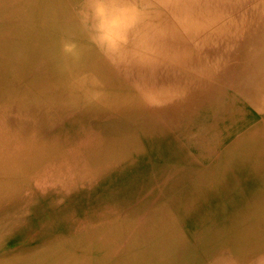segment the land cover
<instances>
[{
  "label": "bare ground",
  "instance_id": "bare-ground-1",
  "mask_svg": "<svg viewBox=\"0 0 264 264\" xmlns=\"http://www.w3.org/2000/svg\"><path fill=\"white\" fill-rule=\"evenodd\" d=\"M0 264H264V0H0Z\"/></svg>",
  "mask_w": 264,
  "mask_h": 264
},
{
  "label": "rangeland",
  "instance_id": "rangeland-1",
  "mask_svg": "<svg viewBox=\"0 0 264 264\" xmlns=\"http://www.w3.org/2000/svg\"><path fill=\"white\" fill-rule=\"evenodd\" d=\"M53 112H54L53 114L55 115V112H57V114H59L58 112H60V111L55 109V110H53ZM61 112H64V109ZM224 125H227V124L224 122ZM60 127L65 128L66 135H65L63 142L66 143L67 145L74 143L76 141V139L79 138V136H82V131H81V128L79 125H67V123L65 124L64 122H62L60 125H55V130L59 129ZM217 127L218 126H215V128H217ZM128 134H130V133H128ZM137 134L138 133L136 131H134L132 134V137L137 138L135 141H132L134 149H137L139 151V153H141L140 155H145V156H148V155L153 156L154 155V157H156V159H159L160 161H162L163 160V154H164V152L167 151V149L165 151V148L167 145L166 141L163 142V141L157 139V136H147L144 134L143 135L142 134L137 135ZM236 136H237V134H234V130H233L230 135H228V134L223 135L222 138L226 137L227 138L226 142H232L236 138ZM161 145L163 146V148H161ZM202 162L205 163V165H209V166L214 163V161L211 159H207V160L202 161ZM178 166H179V164H178V160H177L176 161V167H178ZM60 206L62 207L63 204H60L58 207L61 208ZM31 221H32L31 223H33L35 220H33V218H31Z\"/></svg>",
  "mask_w": 264,
  "mask_h": 264
}]
</instances>
